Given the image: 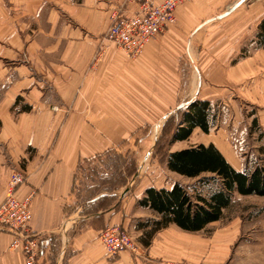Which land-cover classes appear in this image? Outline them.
Masks as SVG:
<instances>
[{
  "label": "crops",
  "instance_id": "0c3cea01",
  "mask_svg": "<svg viewBox=\"0 0 264 264\" xmlns=\"http://www.w3.org/2000/svg\"><path fill=\"white\" fill-rule=\"evenodd\" d=\"M226 1L201 0L200 15L209 18L188 33L183 26L190 22L189 8L180 5L179 23L131 60L106 35L111 12L132 14L138 9L135 2L0 0V204L18 160L25 159L26 180L16 196L31 199L30 228L40 239L37 264L207 261L208 238L203 232L222 219L196 232L171 223L149 235L161 215L139 200L147 188H171L174 182L140 183L130 195L124 194L120 208L83 215L69 214L68 209L75 204L83 161L142 128L160 130L178 109L197 99L211 101L220 113L209 133L197 127L190 138L201 134L199 144H214L230 163L237 161L235 166L244 168L245 155L233 132L240 126L241 111L233 97L239 91L261 106L259 131L264 132V46L259 44L264 2L234 0L228 9L213 14ZM190 32H199L203 42L198 68L193 66ZM18 96L33 106L31 112L12 113ZM228 100L234 101L232 106ZM190 138L174 141L171 150L193 147L184 145ZM95 217L103 219L105 227L138 231L147 254L139 257L126 251L111 256L100 239L102 228L91 226ZM223 235L214 236V253L220 257L228 253L232 237ZM14 239L12 232L0 231V264H27L22 248L13 246Z\"/></svg>",
  "mask_w": 264,
  "mask_h": 264
},
{
  "label": "rangeland",
  "instance_id": "374dc122",
  "mask_svg": "<svg viewBox=\"0 0 264 264\" xmlns=\"http://www.w3.org/2000/svg\"><path fill=\"white\" fill-rule=\"evenodd\" d=\"M233 1L234 0L226 1L224 7L220 6L218 9H213V14L228 9ZM258 1L264 2V0ZM185 5L189 8V18H191L189 19L190 22L183 26V29L188 33L194 25L199 24L201 20L205 23L206 19L209 17L200 15L202 8L201 0L187 2ZM178 23L177 20L174 25ZM159 37L160 35L156 39ZM106 39L114 44L107 38V35ZM190 39H192L193 55L197 59L196 61L193 57V66L198 68L199 51L201 46H203V44L201 45L203 42L199 32L191 33ZM242 56H244V54L241 53V57ZM129 59L135 60L130 57ZM185 59L187 60L186 57ZM233 100L236 101V105L240 109L239 112L241 111L238 116L239 119H237V123L240 126L236 127L233 132L236 138L239 139L240 145L238 146L240 152L245 155V166L239 169L235 166L237 161H231V163L238 170H244L247 166V162H249L248 167H253L255 164L264 165V152L260 150V148L264 146V140H262L264 136L261 137L262 132L259 131L261 129L258 128L253 133L249 131V125L251 124L252 127L253 124L254 114L261 126V106L250 101L248 97L239 91H236ZM228 101L232 106L234 101ZM28 106L30 108H27ZM220 106L223 108L222 104H220ZM52 108L54 112H57L59 109L57 106H53ZM32 109V105L25 102L22 96H18L16 104L11 110L12 113L17 116L21 112H31ZM1 123L0 120V126ZM174 126V123L171 122L168 123L166 130L164 125L160 130L154 129V131L151 128H142L138 130L137 133H134L130 139L125 140V142L113 145L112 148L105 151V153L83 161L77 175L74 198L75 204L68 209L69 214H93L103 209L112 207L120 208L122 198L125 196L124 194L130 195L134 192V188L140 183L160 186L162 184L167 185L175 181H180L190 189L193 195H195V193L199 191V187H195L198 180L177 175L168 168L165 160L166 154L172 151L171 148L174 141L170 143L169 141ZM157 130H159V133H157ZM200 135L201 134H194V136L190 138L191 135L189 137L190 139L185 142L184 145L197 146L200 141ZM156 136L158 137L157 140L155 139ZM25 163V159L18 160L19 165L16 170H21L26 175L24 170ZM207 191V189L203 190L205 195H207ZM235 196L232 206L225 211L222 220L204 230L203 233L208 238V254L207 261H202L200 264H264V197ZM94 198L97 199L93 201ZM99 198L101 199L100 201H98ZM91 224V226L102 228V231L108 227H105L103 219L99 217L92 219ZM217 232L224 233L225 237H228L229 234L232 235L231 240L228 242L230 247L226 249L228 253L221 257L214 253L215 247L218 246V243H214V236ZM138 233V231L130 232L133 240L139 246L138 252H128L135 256L142 257L147 254V250L138 240ZM19 247L22 248V246ZM37 259L38 256L34 264H37ZM166 264L188 263H186V261L171 260Z\"/></svg>",
  "mask_w": 264,
  "mask_h": 264
},
{
  "label": "trees",
  "instance_id": "16d2710c",
  "mask_svg": "<svg viewBox=\"0 0 264 264\" xmlns=\"http://www.w3.org/2000/svg\"><path fill=\"white\" fill-rule=\"evenodd\" d=\"M259 44L264 46V19L260 24ZM218 115L219 111L215 110V105L209 100L197 99L178 109L164 124L165 130L168 123L175 125L169 143L187 140L197 127L209 133ZM258 128L259 123L255 117L251 133ZM261 134V137L264 136L263 132ZM260 150L264 152V146ZM165 160L171 171L187 178H197L195 187H199V191L193 195L180 181L174 182L171 188H147L139 203L161 215L159 220H155L150 237L171 223L187 231L203 230L224 217V210L232 206L236 193L264 197V165L248 167L247 162L244 170H237L214 144H199L170 151ZM205 189L208 190L207 195L203 192Z\"/></svg>",
  "mask_w": 264,
  "mask_h": 264
},
{
  "label": "built area",
  "instance_id": "2783aa9c",
  "mask_svg": "<svg viewBox=\"0 0 264 264\" xmlns=\"http://www.w3.org/2000/svg\"><path fill=\"white\" fill-rule=\"evenodd\" d=\"M135 2L138 9L132 14L122 13L121 9L111 12V25L107 38L122 49L130 58H138L149 42L177 22V9L180 5L195 0H128ZM26 175L15 170L7 183V195L0 204V231L15 235L13 246H22L28 264H34L39 254L40 239L30 228L32 210L30 197L19 199L17 188L24 183ZM100 238L111 256L122 251L138 252L139 246L130 233L120 225L108 226Z\"/></svg>",
  "mask_w": 264,
  "mask_h": 264
}]
</instances>
